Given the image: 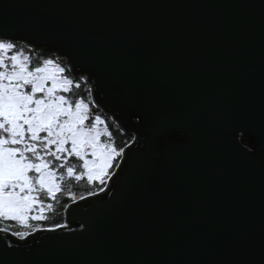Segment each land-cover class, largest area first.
<instances>
[{
	"label": "water",
	"instance_id": "water-1",
	"mask_svg": "<svg viewBox=\"0 0 264 264\" xmlns=\"http://www.w3.org/2000/svg\"><path fill=\"white\" fill-rule=\"evenodd\" d=\"M5 0H0L3 4ZM9 13L44 28L52 42L16 35L34 51L71 57L96 72L100 87L131 86L158 111L187 117L191 143L160 153L138 148L141 132L113 171L107 188L71 201L66 228L83 222L77 208L95 201L96 230L48 243L20 257L21 264H229L242 253L241 233L257 238L264 226V168L233 154L214 137L211 118L221 112L264 121V18L258 0H7ZM57 43H63L57 45ZM72 75H79L72 69ZM90 87L93 79L89 77ZM103 109V105H101ZM104 112L115 120L114 114ZM250 144V141H242ZM133 154L129 155V154ZM124 177L123 186L117 182ZM48 233L9 242L28 244ZM0 235H3L0 233Z\"/></svg>",
	"mask_w": 264,
	"mask_h": 264
},
{
	"label": "snow or ice",
	"instance_id": "snow-or-ice-1",
	"mask_svg": "<svg viewBox=\"0 0 264 264\" xmlns=\"http://www.w3.org/2000/svg\"><path fill=\"white\" fill-rule=\"evenodd\" d=\"M13 7L19 8L7 0L0 4V224L7 225L0 227V264H21L22 255L45 244L85 237L96 230L97 211L111 204L116 192L107 201L75 209L83 221L78 230L61 232L65 224H43L61 196L76 199L72 182L106 185L117 159L124 156L128 145L115 143L104 109L114 114L113 123L119 120L123 127L141 132L138 148L142 151L160 153L187 145L196 132L187 117L158 111L147 94L131 86L102 89L93 68L75 62L63 43L57 45H64L70 63L54 54L34 57V47L22 45L18 32L28 31L37 43L52 41L43 27L33 30L30 21L12 16ZM248 7L258 8L264 18V0ZM73 68L78 76L70 74ZM89 77L93 87H86ZM210 125L214 137L233 154L259 161L264 168V121L258 134L251 119L224 111L214 115ZM124 181L121 177L117 182L122 187ZM88 195L97 193L90 190ZM37 231L48 234L28 244L7 239L26 238ZM235 244L242 257L229 264H264V226L258 238L241 233Z\"/></svg>",
	"mask_w": 264,
	"mask_h": 264
},
{
	"label": "trees",
	"instance_id": "trees-1",
	"mask_svg": "<svg viewBox=\"0 0 264 264\" xmlns=\"http://www.w3.org/2000/svg\"><path fill=\"white\" fill-rule=\"evenodd\" d=\"M22 45H24V43ZM32 54L34 57L43 56L44 58H47L48 56L52 55V54H44L41 51L40 52L34 51ZM70 74H72V72ZM86 87H90L89 82L86 85ZM109 124H110V130L114 134L113 140L115 141L117 145L128 144L132 140V134L122 131L116 123H113V120L110 117H109ZM112 170H114V168ZM103 186L97 184L95 187H93V186L88 185L86 181H82L79 183L72 182L70 184L71 190L72 192L75 193L76 197H82L84 195H87L90 190L96 192L100 189V187H103ZM71 201L72 199H70L68 196H61L59 202L56 203L55 205V211L48 213L49 220L43 224V227H48L53 223L64 224L66 220L65 210H66L67 205ZM2 226H7V225L0 224V227Z\"/></svg>",
	"mask_w": 264,
	"mask_h": 264
},
{
	"label": "built area",
	"instance_id": "built-area-1",
	"mask_svg": "<svg viewBox=\"0 0 264 264\" xmlns=\"http://www.w3.org/2000/svg\"><path fill=\"white\" fill-rule=\"evenodd\" d=\"M134 138H135V134H132V140L127 144V145H129V144H131L132 142H133V140H134ZM119 165V164H118ZM117 168V167H116ZM113 173V172H112ZM107 184H108V182L106 183V185H104L103 187L105 188V190H106V188H107ZM99 192H101V191H96V193H99ZM65 224V223H64Z\"/></svg>",
	"mask_w": 264,
	"mask_h": 264
},
{
	"label": "rangeland",
	"instance_id": "rangeland-1",
	"mask_svg": "<svg viewBox=\"0 0 264 264\" xmlns=\"http://www.w3.org/2000/svg\"><path fill=\"white\" fill-rule=\"evenodd\" d=\"M121 158H122V157H121ZM121 158H118V159H117V161H116V166L114 167V170H115V169H116V167L118 166V164H119V162H120ZM114 170H112V172H113ZM76 198H77V197H76ZM72 201H74V200H72Z\"/></svg>",
	"mask_w": 264,
	"mask_h": 264
}]
</instances>
